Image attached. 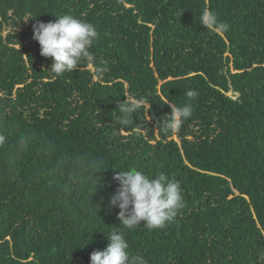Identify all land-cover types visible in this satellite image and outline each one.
<instances>
[{
  "label": "trees",
  "instance_id": "16d2710c",
  "mask_svg": "<svg viewBox=\"0 0 264 264\" xmlns=\"http://www.w3.org/2000/svg\"><path fill=\"white\" fill-rule=\"evenodd\" d=\"M63 14L99 35L53 78L33 24ZM128 96L150 106L123 125ZM169 102L193 106L179 132ZM0 135V264H90L116 231L147 264H264V0H0ZM132 169L180 182L164 228L108 206Z\"/></svg>",
  "mask_w": 264,
  "mask_h": 264
},
{
  "label": "clouds",
  "instance_id": "9594fccd",
  "mask_svg": "<svg viewBox=\"0 0 264 264\" xmlns=\"http://www.w3.org/2000/svg\"><path fill=\"white\" fill-rule=\"evenodd\" d=\"M55 17L54 22L37 21L33 24V39L40 46V55L52 58L50 68L53 78L72 72L84 60L94 64L95 58L91 49L99 35L95 26L72 14ZM198 20L205 29L213 32L223 33L229 28L211 10L203 11ZM186 96L192 100L198 93L189 89ZM168 104L171 113L168 115L169 119L162 122L164 130L179 132L183 122L192 116L193 106L191 103L182 107L170 102ZM145 105L147 108L144 112L149 109V101L134 96L125 97L118 104V123L133 124V113H137ZM4 139L0 135V144ZM114 179L119 186L115 194L110 196L108 206L119 208L117 218L129 230L141 224L148 229L164 228L185 207L180 182L163 173L152 177L136 169L119 170ZM107 239L109 243L102 251H93L90 254V264H147L143 255H130L125 233L116 231L107 236Z\"/></svg>",
  "mask_w": 264,
  "mask_h": 264
}]
</instances>
